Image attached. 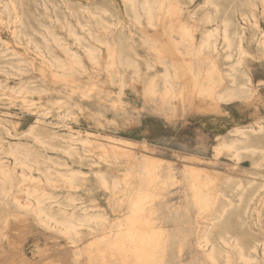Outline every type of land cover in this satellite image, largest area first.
Returning <instances> with one entry per match:
<instances>
[{
	"label": "rangeland",
	"instance_id": "obj_1",
	"mask_svg": "<svg viewBox=\"0 0 264 264\" xmlns=\"http://www.w3.org/2000/svg\"><path fill=\"white\" fill-rule=\"evenodd\" d=\"M4 2L10 6L7 10ZM213 2L219 12L214 13V21L205 24L207 28L220 24L225 17L243 23V12L253 5L262 9L260 0ZM171 3L183 8L176 20L178 25L193 23V12L199 19L214 11L213 5H207L205 0H171ZM143 4L144 0H136L135 6L127 0L0 2V135L5 139L0 144V161L13 165L8 152L19 146L31 151L34 167L39 169L33 172L36 176L50 171L53 177L60 173L68 178L73 169L83 171L79 182L85 189L71 190L69 182H63L61 187L50 190L48 212L59 219L87 224L79 228L77 235L53 222L45 224L35 215L20 210L18 174L8 182L0 181V226H3L0 264H210L201 252L193 255L190 245L205 225L196 201L213 199L211 187L222 188L221 199L233 202L216 229L218 244L220 236L234 235L248 250L253 245L249 234L264 238V193L247 208L261 178L253 173L264 171V164L258 165L260 158L250 153H243L238 165L226 152L217 159L214 156V146L221 140L239 137L236 129L248 130L264 123V46L257 40L264 30V15L259 16L256 31L246 25L248 40L244 45L249 54L237 68L232 85L225 73L207 75L204 59L198 58L191 46L184 47L186 51L178 47L177 40L182 36L179 26L170 39L162 21L149 26ZM89 12H94L93 17ZM77 20L83 23L89 20L94 25L93 37L79 27L78 33L84 38L82 44L75 43L61 28V23L76 24ZM235 29L232 27L231 31ZM54 38H61L77 51L83 65L63 69L66 55L55 45ZM87 43L109 51L114 60L120 51L125 62L107 69L102 56L100 65L92 63L85 55ZM173 46L185 64L191 58L194 77L204 82L203 91L195 98L190 94L184 105L172 103L166 109L158 102L157 94L146 91L143 81L159 67L164 72L160 76L164 84L167 73L173 70L171 79H179L186 87L190 85L191 81L183 75L185 69L174 57ZM233 56L235 59L236 48ZM134 60L139 64L134 65ZM231 61L222 54L221 70H228ZM208 83H214L217 89L232 86L239 91L247 87L250 91L236 94L230 100L216 101L207 90ZM248 136L243 146L264 147V131L250 132ZM37 137L46 143L39 142ZM146 158L151 161L150 166L146 165ZM147 166L153 171L150 174L145 170ZM98 171H103L111 183L118 182L119 188H104ZM150 178L153 183L147 194L136 193L137 183L151 181ZM194 185L200 186L197 191L193 190ZM246 212L254 214L263 229L254 225L253 229L248 228L242 222ZM7 216L9 221L2 219ZM93 218L98 220L88 226ZM132 232L143 235L146 244L143 252L135 251ZM258 251L261 253L260 248ZM93 256L98 257L96 261L85 259ZM219 263L225 264L222 254ZM250 264H264V259H253Z\"/></svg>",
	"mask_w": 264,
	"mask_h": 264
},
{
	"label": "bare ground",
	"instance_id": "obj_2",
	"mask_svg": "<svg viewBox=\"0 0 264 264\" xmlns=\"http://www.w3.org/2000/svg\"><path fill=\"white\" fill-rule=\"evenodd\" d=\"M1 1H4V0H0V2ZM127 1H129L132 6H135L136 0H127ZM151 1H155L156 4L153 5V3ZM205 2L207 5L212 4L214 11L209 8L210 10H212V12L205 13L203 15V17H201L199 19H196L194 12H193V23H191V22H183L182 23L181 22L180 25L177 24L176 20H177L178 16L182 15L183 8H182V6H178V3L176 4V6L173 5L171 3V0H144V4H143L144 7L142 10H143V13L147 17V23L149 26H152V27L157 26L159 24V22L162 21V23L164 24L165 34L168 37L171 36V33L173 31H174V33H176L175 30H176V28H178L177 26H179L178 29H180V30H178V31L182 32V36L180 34L181 38H180V40H177L178 41V43H177L178 47L184 48V47H187L188 45L191 46L196 53L195 55L198 58L204 59V61L206 63L205 71H206L207 75L212 76L214 74H220V76H221L222 73H225V77L230 80L232 85H234L237 68L239 66H242L241 64L244 61L245 55L249 54L246 51V48L244 45V43L248 40V37L246 36V28H247L246 25H248V24L251 25L252 28L255 29V31L258 29V27H259V16L264 15V0H260L262 9L257 10V5H253V7H251V9H249L248 11L243 12L241 14L243 23L238 24L235 21H233L231 18L225 17L222 19L220 24H217V25L212 26L210 28H207L205 26V24L211 23L212 21H214V18H215L214 15L216 13L218 14L219 8H218V5L215 4V2H213V0H207V1L205 0ZM173 3H175V2H173ZM9 7H10L9 4L4 2V10H7ZM45 8H46V10H48L47 7H45ZM206 10H208V9H206ZM210 10H208V11H210ZM93 15H94V12H89V16L93 17ZM178 18H180V17H178ZM89 20L87 23H83L79 20L76 21V24H73L70 21L65 23V24L61 23V28L68 32V35L73 39V41H75V43L82 44L84 38H82V36H80V34L78 33L79 27H81L82 29L83 28L86 29L88 31L87 32L88 35L93 37L94 25H91V23H89ZM19 23L22 24V21H19ZM100 27H102V26H100ZM232 27L236 28L233 32L231 31ZM105 29H107V28H105ZM107 31H108V29L105 30V32H107ZM179 32H177V33H179ZM102 33H104V32H102ZM95 35H96V32H95ZM99 35H101V33ZM174 37H173V39H174ZM103 38L105 39L106 37H103ZM110 38H112V37H110ZM97 39H98V36H97ZM169 39H170V37H169ZM169 39H168V41L171 42ZM98 40H100V39H98ZM257 40L260 44H262L264 46V30H263L261 36L259 38H257ZM53 42L58 47L60 52H62L66 55V61L62 64L63 69H68L71 66L75 67L78 65H80V66L83 65V58L81 56H79L77 51L70 49L68 46V43H65V41H63L61 38H57V39L54 38ZM110 43H111V41H110ZM174 47L175 46H173V48ZM234 48H236V58L235 59H233L234 58V56H233ZM84 51H85L86 57L92 63H95V64H99L103 58L102 56H104L103 59L105 61H103V62H105L108 65V67L106 66L107 69L109 68V66L112 67L116 63H117L116 65H121L122 62L124 61V59L123 60L121 59L122 56H121L120 51H118V53H117L118 59L114 60L113 58L110 57L109 51L104 52L99 47L95 46L93 43H87ZM185 51H186V49H185ZM249 51H251V50H249ZM171 53H172V51H171ZM173 53L175 54V56H174L175 59L179 63H181L182 68L185 69L184 73H183L184 77L187 80H190L191 82H190V85L187 87L184 86V84H182L181 85L182 89H181L179 85H176L173 83V81H171L172 79H171L170 71L167 73L168 78L166 79L167 81L164 84L163 90L160 91V99L162 100L164 105H168L169 107L173 102H174L175 106H176L177 102L184 105V103L187 100H190L188 98V96L190 94H193V98H195L198 95V93L200 92V90H202V86H203L202 82H204V80L200 81V80H198L199 78L197 79L194 77V73H193L194 71H193V66H192L193 62H192L191 58H190V61L187 64H185L182 60L181 55L178 53V51L175 48L173 50ZM222 54H225L226 59L232 60L229 64L228 70H225V71L221 70V67H220V61H221ZM184 56H186V55H184ZM159 59H161V57ZM253 59H255V58H253ZM193 61H195V60L193 59ZM133 64L138 65L139 63L136 60H134ZM198 64L200 65V63H198ZM78 67H75V68L77 69ZM91 67H92V65H91ZM96 67H98V66H96ZM75 68H73V69L75 70ZM99 68H101V67H99ZM104 68H103V70H104ZM173 68H175V67H173ZM73 69H71V70H73ZM175 69H177V68H175ZM110 70H111V68H110ZM113 70L114 69H112V71ZM107 74H109V73H107ZM151 79H153V78H151ZM204 79L208 80L209 78L205 77ZM154 81L155 80H153L152 82H154ZM162 83H163V81H162ZM149 84H150V82H149ZM208 84H210V83H208ZM157 85H156V87H157ZM204 87H205L204 90H206V86H204ZM207 90H209V92L213 96V99L216 101L217 100L218 101L230 100V99H233L236 96V94H240V93L243 94V93L250 91V89L247 87L241 88V90L239 91V90H236L235 88H232V86L223 87L222 89H217V87L215 86L214 83L210 84L207 87ZM146 91L149 94L150 93L153 95L156 94L155 88H153V87L151 88L148 86ZM202 94H203V92H202ZM203 95L206 96V92ZM208 96H210V95H208ZM189 97H191V96H189ZM4 98H6V97H4ZM156 98H158V96ZM16 100H18V99H16ZM210 101H212V100H210ZM32 130H33V128L30 131L31 133H32ZM254 131L263 132L264 131V123H260L258 127L251 128L248 130L236 129L235 132L239 135L238 138H233L230 140L223 139L217 145L214 146L215 158L217 159V157L220 156L222 154V152H226L230 158L234 159L235 165H238V162L241 159V156L243 155V153H250L252 155H257V157L260 158V159H258V161H260L261 164L259 163L258 165H263L264 164V147H257L255 145L243 146V144H245L249 140L248 134L250 132H254ZM9 134H11V133H9ZM4 140H5L4 137L0 135V144ZM37 140L41 143H46L38 137H37ZM73 148L71 147V149H73ZM1 149L2 148L0 147V150ZM8 154L13 157V165L5 164L6 162H4V161H3L4 164H2V162L0 161L1 165H2V166H0V175H1L0 181H7L8 182V180H11L13 178V176L16 174H18V176H20V185L18 186V189H17V193H19V195L17 197L20 198L19 206H20V210L23 213L28 214V215L33 214L41 222H43L45 224L53 222L60 227H64V230L66 232H68V233L71 232L74 235H77L79 233V231H80L79 228L82 225L87 226L86 222H83L84 224H82V223L80 224V223L73 222L71 219H67V220L65 218L59 219L55 215H50L48 212V208H49V206H48V198H49L48 192L50 190H55V189L61 187L63 182H69L68 184L71 186L70 189L71 188L72 189H85L84 187H82L83 185L80 184V182H79V178L81 176H83V174H84L83 171L73 169L71 174L68 176V178H66V177L63 178L64 176L62 174L59 175L60 173H58L57 178L53 177L54 173L50 172V171L45 172V174L42 176H36V175H34L33 172L37 171L39 169L37 167L36 168L34 167V166H36V164L31 160L32 153L30 150L21 149L19 146H14V147L10 148ZM75 154H77L79 157L81 156V154L77 151L75 152ZM0 160H2V159H0ZM144 161H145L146 165H149L151 162L149 160V158H146V160H144ZM149 166H147L146 168L144 167L145 170L147 171V174L148 173L150 174L151 172H153L151 167H149ZM98 172H99L98 173V179L100 180L99 182L104 188H106L108 190L109 189L115 190V189L119 188L120 184L118 182H112L111 183L105 177L103 171H98ZM190 172H192V171H190ZM253 174L260 176L261 178L259 181L256 182L257 187H255V189L253 191L251 202L248 203L247 208H251L253 206V203H255L258 200V198H260L262 196V194L264 193V171L257 172V173L254 172ZM50 175L52 177H49ZM43 176H45V177H43ZM55 176H56V174H55ZM143 178H145V175ZM252 181L255 182L256 181L255 178H253ZM152 183H153L152 179H151V181L149 179H147V180H143L139 184L137 183L136 187H138V188L135 190L136 193L138 191L141 194L142 193L147 194L148 190L152 186ZM198 187H200V186L194 185L193 190L197 191L199 189ZM207 187H209V185ZM211 190L214 192V194H213L214 198L213 199H211V200H197L196 201V203L198 204L197 207H199V209H200L201 217H202V219H204L205 225H204V227L200 228V232L198 234L196 233L197 236L193 239V243H191L192 245H190V246H193V250H192L193 255H196V251L201 252L205 256L207 262H209L210 264H220L219 263V255L220 254L224 255L225 264H233L235 261H241V262H243V264H250L251 260H253V259H258V258L264 259V238L259 239L253 233L249 234L251 241L253 242V245L251 247H249L248 250L244 249L240 245L238 238L234 235L220 236L219 237V239H220L219 243L220 244L217 243L216 238H215L216 229L218 228V224L221 221L222 217L227 212L228 207L233 205V202L231 200H222L221 199L222 188H212L211 187ZM10 191H12V190H10ZM5 198H6V196H5ZM140 202L141 201L138 200V205H140L139 204ZM133 207L137 208V206H135V205ZM59 210H61L62 212L64 211V209H59ZM140 213H142V212L140 211ZM8 218L9 217L7 216V219H4V218H2V219L7 221ZM99 218L106 220L103 217H99ZM96 219L98 220V218H93L92 220H90L88 222V224H89L88 226H91L92 223H94V221ZM242 222L250 229H253L252 225H254V227L256 226L257 229H260V230L263 229L261 224L259 223L258 218L255 217L254 214H250V213L246 212ZM0 224H1V221H0ZM3 225H5V224H3ZM7 225L8 224H6V227H8ZM2 228H3V226L2 227L0 226V229H2ZM83 228H84V226H83ZM197 230H199V228ZM61 231H62V229H61ZM140 233L139 232L136 234H134V232L130 233V235L134 238L135 251H137V252H140V251L143 252L146 248V244H145V242H143V235ZM117 243H119V242H117ZM124 245H125V243H124ZM112 247L110 250L114 249ZM119 247L120 246H118V248ZM259 248L261 249V253H260V251H258ZM121 249L123 250L124 247ZM121 249H120V251H121ZM97 250H98V248H97ZM129 250L132 251L131 248ZM113 252H115V250ZM113 252H112V254H113ZM124 252L122 251L121 253L123 254ZM117 253H118V251H117ZM127 253L129 254V252H127ZM179 253H181V252L179 251ZM124 254H126V253H124ZM120 255H119V257H120ZM97 258H98L97 256H93V257H88L85 259H87V260L93 259L94 261H96ZM121 259H122V257H121ZM126 259H128V261L129 260H132V261L139 260V259H132V258H126ZM23 261H25V260H23ZM26 261L28 263L27 259H26Z\"/></svg>",
	"mask_w": 264,
	"mask_h": 264
},
{
	"label": "crops",
	"instance_id": "obj_3",
	"mask_svg": "<svg viewBox=\"0 0 264 264\" xmlns=\"http://www.w3.org/2000/svg\"><path fill=\"white\" fill-rule=\"evenodd\" d=\"M170 71V73H171V76H174L173 74H175L174 73V71L173 70H169ZM164 74V72L159 68V67H157L156 68V70H154L152 73H148V77L147 78H144L143 80V85L144 86H146L147 84V86L146 87H153V88H155V91H156V94L158 95V102H160L162 105H163V108H166V109H169V106L168 105H164L163 104V102H162V100L160 99V91H162L163 90V85H164V81H163V83L161 82L162 81V79L160 78V76H161V74ZM151 78H153V79H151ZM150 80V81H149ZM153 80H155L154 82H152ZM158 81V82H157ZM171 81H173V83L174 84H176V85H179V86H181L182 85V83L180 82V81H178V80H175V79H172ZM149 82H150V84H149ZM158 84V85H157ZM142 85V86H143ZM156 85H157V87H156ZM161 85V86H160ZM159 87V88H158ZM161 88V89H160ZM177 103H179V102H177ZM173 104H174V102H173ZM172 105V104H171ZM170 108H171V106H170Z\"/></svg>",
	"mask_w": 264,
	"mask_h": 264
}]
</instances>
